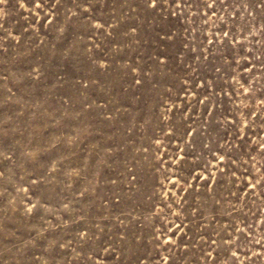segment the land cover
<instances>
[{
  "label": "rangeland",
  "instance_id": "rangeland-1",
  "mask_svg": "<svg viewBox=\"0 0 264 264\" xmlns=\"http://www.w3.org/2000/svg\"><path fill=\"white\" fill-rule=\"evenodd\" d=\"M0 264H264V0H0Z\"/></svg>",
  "mask_w": 264,
  "mask_h": 264
}]
</instances>
